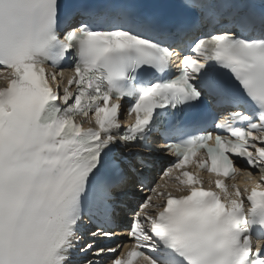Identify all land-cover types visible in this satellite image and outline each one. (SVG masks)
<instances>
[{"label": "snow or ice", "instance_id": "snow-or-ice-1", "mask_svg": "<svg viewBox=\"0 0 264 264\" xmlns=\"http://www.w3.org/2000/svg\"><path fill=\"white\" fill-rule=\"evenodd\" d=\"M153 135L173 190L113 154ZM121 227L109 264H264V0H0V264H100Z\"/></svg>", "mask_w": 264, "mask_h": 264}, {"label": "bare ground", "instance_id": "bare-ground-1", "mask_svg": "<svg viewBox=\"0 0 264 264\" xmlns=\"http://www.w3.org/2000/svg\"><path fill=\"white\" fill-rule=\"evenodd\" d=\"M167 190H170V189H167Z\"/></svg>", "mask_w": 264, "mask_h": 264}]
</instances>
